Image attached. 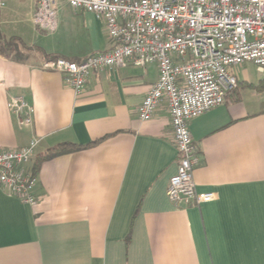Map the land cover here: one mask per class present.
Here are the masks:
<instances>
[{
  "label": "crops",
  "instance_id": "crops-1",
  "mask_svg": "<svg viewBox=\"0 0 264 264\" xmlns=\"http://www.w3.org/2000/svg\"><path fill=\"white\" fill-rule=\"evenodd\" d=\"M38 0H0V148L39 138L37 159L65 143L76 148L36 171L38 203L0 188V264H264V74L237 67L238 87L192 119L200 204L167 194L178 150L166 100L142 120L138 107L159 78L156 63L93 72L77 95L44 65L82 61L112 49L103 18L58 0L57 28H38ZM22 94L33 123L8 107Z\"/></svg>",
  "mask_w": 264,
  "mask_h": 264
},
{
  "label": "built area",
  "instance_id": "built-area-1",
  "mask_svg": "<svg viewBox=\"0 0 264 264\" xmlns=\"http://www.w3.org/2000/svg\"><path fill=\"white\" fill-rule=\"evenodd\" d=\"M57 1L38 0L34 16L38 28H57ZM63 1L103 18L112 49L82 61L50 59L44 66L62 73L79 95L95 71L128 61L140 67L156 63L159 78L147 91L138 113L142 120H149L162 101L168 102L179 160L167 194L178 206L212 200L213 194L196 190L198 148L189 123L222 105L227 94L238 87L237 67L251 62L264 74V0ZM8 107L22 123H33L32 108L24 95L11 96ZM38 144L35 136L26 146L0 148V188L30 205L38 203V178L26 166L35 157Z\"/></svg>",
  "mask_w": 264,
  "mask_h": 264
},
{
  "label": "trees",
  "instance_id": "trees-1",
  "mask_svg": "<svg viewBox=\"0 0 264 264\" xmlns=\"http://www.w3.org/2000/svg\"><path fill=\"white\" fill-rule=\"evenodd\" d=\"M21 44V41L16 38L12 39H5L0 38V53H4L6 55H11L13 53H16L18 51V47ZM76 146L72 143H65L60 145L58 148H55L52 150L49 154L45 156H41L37 159L36 165L34 166L33 173L37 174L36 171L38 169V165L44 161L45 159H48L50 157H53L55 155L66 153L74 150Z\"/></svg>",
  "mask_w": 264,
  "mask_h": 264
}]
</instances>
